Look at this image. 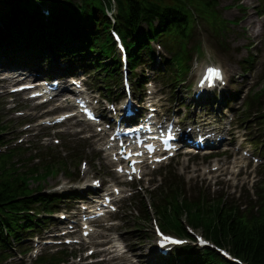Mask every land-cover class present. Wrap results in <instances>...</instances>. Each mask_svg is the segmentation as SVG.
<instances>
[{
    "label": "trees",
    "instance_id": "1",
    "mask_svg": "<svg viewBox=\"0 0 264 264\" xmlns=\"http://www.w3.org/2000/svg\"><path fill=\"white\" fill-rule=\"evenodd\" d=\"M36 1L40 0H21V3L16 1L14 3H19L17 4L18 6L13 8L9 6L5 11H0L1 17L10 15L6 14L10 10L11 14L22 15L21 12L23 11L36 14ZM91 1L93 0H87L89 3H92ZM117 1L119 9L121 8L120 19L122 26L124 30L129 29L128 34L137 31L141 21L151 22L155 18L160 20L168 18L167 22L162 20L161 28H164L166 33L176 31V38L179 39L184 31L183 24L186 27L192 26L193 14L191 11L205 13L199 0ZM205 3L209 4L208 2ZM85 15V13H82L80 17L84 18ZM76 22L79 23L81 20L76 19ZM177 57L179 58V63H181V58ZM10 158V155L0 157V230L6 229L8 231L10 224H14L18 218L17 212L20 209L25 210L32 202L31 199L24 198L29 193L28 181L30 176L39 175L38 171L30 174L20 173L19 170L7 164L6 161ZM47 169L51 171L52 167ZM42 199L44 200L45 198ZM203 204L205 203L200 201L187 202L182 207L176 204L174 208V213L176 214L175 222L167 220L164 223V227L185 232L184 225L180 222V217L187 215L186 222L188 224L193 227H202L207 238L218 245L227 246L234 256L246 264H264V210L256 217H245L231 213L220 206L208 208ZM25 218L30 219L31 217L25 215ZM1 246L3 245L0 238ZM44 262L45 260H42V263ZM209 263V261L206 262V264ZM0 264H2L1 260Z\"/></svg>",
    "mask_w": 264,
    "mask_h": 264
},
{
    "label": "rangeland",
    "instance_id": "2",
    "mask_svg": "<svg viewBox=\"0 0 264 264\" xmlns=\"http://www.w3.org/2000/svg\"><path fill=\"white\" fill-rule=\"evenodd\" d=\"M218 1L220 3V8L222 9L223 15L225 17L229 19L238 18L237 24H234L231 26V33L228 38V41L230 42V46L228 47V50H226L227 52H221L220 54V51H217L214 48V45L209 40V38L205 37L202 34L201 30H197L195 32V36L199 37L202 40V48L206 54L203 53L204 56L200 58V62L195 65L194 70L196 71L199 65H202L206 62L214 61L216 63L221 64L225 68V72L227 75L234 74L233 78L240 81L241 77L239 75H241L243 70L240 69L236 63H234L235 59L237 58V53L235 52L236 49L240 48V51H241L240 58L246 57L248 53H251V54H254L256 65L257 64L261 65L262 63L264 64V14H260L259 9L257 8V5L262 0H242L241 2H239L240 4H243L242 5L243 8L248 10L249 13H246V10H244L243 13L239 11L237 5H235L236 0H218ZM255 67L252 70L247 71L248 73H246L245 75L246 79L242 78L243 81H240V83L244 82L246 83V85H249L250 80L252 78H255L258 72L260 71L258 67L256 68ZM87 72L91 74L93 73L89 69H87ZM155 87L158 88L159 86H155ZM188 95H189V91H186L185 96H188ZM33 106L34 105L27 104V109L29 111H32ZM3 110L7 111L5 106ZM44 112H45L44 110H39V109L33 110V115L29 116V118L45 116ZM6 113L7 114L4 119L12 123L11 129L16 128L23 121L30 120V119H25L23 121H20V119H18L17 117L10 115V113L8 112ZM75 128H76L75 125H69L65 127L64 129H59V130H53V129L43 130L42 127H37L35 129L42 132L43 135L49 136V139L46 140V143H47L46 145L40 143V145H35V147L36 148H39V146L40 148L41 147H45V148L53 147V144H52L53 138H60L63 140L68 139L71 142H79L81 140L78 136L65 134L68 131L75 130ZM16 130H17L16 134H18V132L20 130H24V128H19V129L17 128ZM60 131H65V132L60 133ZM239 131L243 132V130H239ZM21 140H23L24 143H28L31 140L33 143L36 141L35 139H32L30 136H27V135L22 136ZM87 143L89 144V142L84 141V144L86 146H87ZM54 148L57 149L56 152H58V155L60 156H63L62 152L66 150L64 147L59 148V147L54 146ZM87 149H88L87 156L89 157V153L91 152L93 153V151L90 150L89 148H86V150ZM69 163H71V165L75 167V171L79 170L80 172H83V170H81L80 168L76 169L78 166V164L76 165V162L70 161ZM72 166L68 165V168L73 170ZM214 167L203 166L198 158L184 157L182 159V163L179 169L180 170L182 168L184 169V175H185L184 178L188 185V187L185 186L187 193L191 194V190L193 188H198L199 185H205L207 188H203V190L205 189L206 191L208 190L210 194H215L216 192L217 193L225 192L228 194V197L232 198L233 197L232 194L235 193L236 191H239V189L242 186H244V184H247V187H250V183L252 180H251L249 173L251 172V170L245 175L238 176L236 169H234L235 172H232V169H230V165L227 161H222L220 163L221 168L219 171L217 172L212 171L214 172L215 175H217V177L211 178L208 181L201 179L199 177H196V175L201 174L202 171H206L207 169L211 170V168H214ZM252 172L254 173V171ZM90 175L91 173L88 172L84 176V178L87 179L90 177ZM63 180L64 179L62 175H60L58 178L57 176H51L50 178L44 181V183L42 184L43 185L42 187L44 189H49L50 187L59 185L60 181H63ZM36 185L37 183L32 184L33 187ZM133 204L135 203H132V205ZM130 205L131 204H127V207H130ZM134 208L135 207H132V209ZM125 211L126 213L124 215L117 214L112 219V221L106 222L107 225L109 224H114V225L109 230L100 229L99 232H96V237L92 240V242L96 243L98 241V238L103 237L104 236L103 233H105L106 231L115 232L124 244H126L125 240L128 242L129 246L131 247L133 251H135L136 254L145 255L146 254L145 245H147L150 242L149 238H151L152 235L144 234L147 232V230H143V227H138L137 225H133L135 222L133 219H136L134 217V213L132 215H129L130 211L129 210H125ZM141 224L143 226L145 225L149 227L151 225V223L146 222V221L141 222ZM133 235H135L134 237L138 240L137 243H134L131 240V237H133ZM92 247H93V244H90L87 246V248H92ZM126 248L129 250L127 245H126ZM96 249L98 250V248ZM17 252H19V250H17ZM129 253L124 254L123 257L114 256L113 259H108L104 264H112V263L130 264L133 258L132 256H130Z\"/></svg>",
    "mask_w": 264,
    "mask_h": 264
},
{
    "label": "snow or ice",
    "instance_id": "3",
    "mask_svg": "<svg viewBox=\"0 0 264 264\" xmlns=\"http://www.w3.org/2000/svg\"><path fill=\"white\" fill-rule=\"evenodd\" d=\"M208 73L210 76H217V77L220 76V71L216 68H209ZM165 239H171V238L166 237Z\"/></svg>",
    "mask_w": 264,
    "mask_h": 264
}]
</instances>
